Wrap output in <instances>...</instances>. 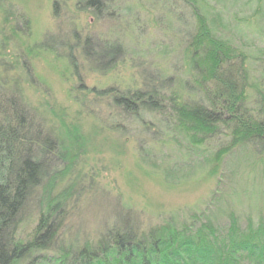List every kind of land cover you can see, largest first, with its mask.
<instances>
[{
  "label": "rangeland",
  "instance_id": "obj_1",
  "mask_svg": "<svg viewBox=\"0 0 264 264\" xmlns=\"http://www.w3.org/2000/svg\"><path fill=\"white\" fill-rule=\"evenodd\" d=\"M102 1L105 8L95 16L80 9L85 8L80 0H0V79L19 81L47 127H76L80 136L75 162L54 191L69 194L62 239L81 245L114 227L146 231L183 221L221 194L230 197L244 226L264 220V156L251 147L234 149L221 171L210 173L211 164L208 169L204 163V171L190 177L196 164L162 161L174 148H162L154 137H168L166 125L158 124L160 132L146 130L130 117L125 133L112 129L122 116L107 106L114 103L107 90H153L169 79L180 87L186 70L182 49L195 19L180 0ZM234 14L243 19L250 13L236 8L224 17L228 21ZM223 34L241 47L264 51L258 40L251 47L230 31ZM260 65L254 64L253 81L263 90ZM229 141L226 135L213 140L206 162ZM139 151L150 152L156 166L142 162ZM54 167L64 169L61 162ZM163 176L182 182L169 185ZM209 207L213 211L215 204ZM36 209L23 239L36 225Z\"/></svg>",
  "mask_w": 264,
  "mask_h": 264
},
{
  "label": "trees",
  "instance_id": "obj_2",
  "mask_svg": "<svg viewBox=\"0 0 264 264\" xmlns=\"http://www.w3.org/2000/svg\"><path fill=\"white\" fill-rule=\"evenodd\" d=\"M180 1L195 19L182 49L186 70L180 87L169 79L153 90L109 89L114 103L107 106L124 118L111 123L117 131H127L130 117L146 130L160 132L158 124L166 125L168 137L156 133L154 142L174 149L160 160L196 164L194 177L206 163L210 173L221 171L236 148L251 147L264 156V89L253 81L254 64L264 65V51L241 47L223 34L230 31L251 47L256 40L264 43V0ZM79 6L95 16L105 8L102 0H80ZM236 8L250 14L243 19L234 14L227 21L226 12ZM222 135L229 143L206 162L208 145ZM79 139L76 127H47L18 80L0 79V264H264V220L244 226L230 197L222 194L183 221L146 231L114 227L81 245L64 241L69 194L54 191L75 162ZM138 153L142 162L156 166L150 152ZM59 162L64 169L54 167ZM163 178L169 185L182 182ZM210 204H215L213 211ZM36 206V225L23 239L22 229Z\"/></svg>",
  "mask_w": 264,
  "mask_h": 264
}]
</instances>
